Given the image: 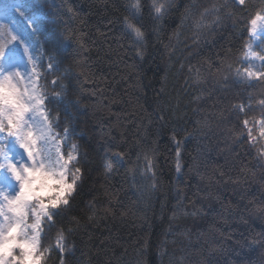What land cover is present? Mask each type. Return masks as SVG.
Masks as SVG:
<instances>
[{
    "label": "trees",
    "instance_id": "trees-1",
    "mask_svg": "<svg viewBox=\"0 0 264 264\" xmlns=\"http://www.w3.org/2000/svg\"><path fill=\"white\" fill-rule=\"evenodd\" d=\"M5 2L14 3V0H0V5ZM124 2L74 0L78 19L71 27L78 28L86 37L93 73L87 79L82 77L85 107L80 126L85 127L87 118L90 134L86 139L101 155L107 145L120 144L121 147L114 150L127 148L134 161L139 151L137 141L144 143L141 136L147 141H156L160 179L154 193L141 197L137 192L138 183L134 186L126 178L124 169L110 181L106 180L99 166V156L93 153V171L77 196L73 212L82 226H58L76 229L71 234L65 232L66 243L73 246L75 253L74 256L65 254L66 264H203L210 247L214 264H258L264 252L261 247L264 219L256 209L264 207V170L253 167L255 149L253 155H248L247 149L229 141L226 129L233 125L220 123L210 115L215 111L211 107L215 99H208L205 92V99L199 104L193 101V97L202 93L193 84L187 69L191 64L202 72L210 68L215 73L218 60L223 59L225 53L229 62L239 67L235 56L239 55L243 42L238 39L237 29L225 21L218 30L208 32L206 39L193 44L191 18L187 26H183L181 17L186 5L195 11L192 5L207 7L209 0H176L159 42L149 47L141 62L130 58L128 41L121 38L115 23ZM47 3L55 5L58 0H47ZM150 39L155 41V37ZM164 45L169 48L165 49ZM133 63L139 66L126 67ZM207 87L211 91L210 83ZM49 91L60 89L50 87ZM249 95L254 106L250 118L258 119L264 88L242 84L239 97L233 102H247ZM198 107L203 109L199 115L194 112ZM161 109L169 114L163 128L155 119V113ZM205 116L209 117L208 127L202 128L195 139L185 141L181 150V171L185 173L192 157L197 155L196 149L199 147L205 153L200 176L186 174L177 182L172 129L176 128V138L181 140L185 135L181 129L193 131L197 128L195 121ZM72 142L84 143L80 137H74ZM259 145L257 143V147ZM139 163L142 165L143 161ZM245 166L250 170L248 174L240 171ZM237 179L239 182L233 183ZM113 195L115 199L109 203ZM181 196L184 200L178 208ZM88 202H94L101 210L99 219L91 222L84 219L82 211L91 214L85 208ZM105 208L111 211L104 213ZM193 211L197 215L192 216ZM58 228L53 229L47 239L41 238V249H48L44 264H59V253L55 250ZM253 238L255 244L251 243ZM238 240L242 243L237 244Z\"/></svg>",
    "mask_w": 264,
    "mask_h": 264
},
{
    "label": "snow or ice",
    "instance_id": "snow-or-ice-1",
    "mask_svg": "<svg viewBox=\"0 0 264 264\" xmlns=\"http://www.w3.org/2000/svg\"><path fill=\"white\" fill-rule=\"evenodd\" d=\"M175 3L176 0H125L121 5L123 11L115 23L121 38L128 41L131 59L138 58L142 62L149 47L159 42L165 20L171 17ZM191 7L195 11L185 6L181 25L187 26L191 18L193 44L206 39L208 32L218 30L225 21L231 22L243 42L239 55L235 56L239 67L229 62L228 53L218 60L215 73L210 68L202 72L191 64L187 66L193 84L202 93L193 97V101L199 104L205 99V92L208 99H215L216 103L211 106L215 111L210 115L220 123L233 125L226 129L229 141L247 149L248 155H253L255 149L253 167L264 170V100L260 101L259 141L253 134L257 120L249 115L254 111L251 95L247 102H233L238 99L242 84L264 88V0H209L207 7L202 4ZM77 19L74 0H58L55 5L48 4L47 0H14V3L0 5V264H44L48 249H41L42 236L47 239L59 225L82 226L73 212L77 196L93 171V153L99 156V166L106 180L110 181L124 169L126 178L134 186L138 183L137 192L141 197L154 193L158 187L160 168L156 141H147L141 136L144 143L137 141L139 151L133 161L127 148L114 150L119 149L120 144L107 145L101 155L86 139L90 134L87 118L85 127L80 126L85 107L82 77L87 79L93 73L86 37L78 28L71 27ZM150 37H155V41ZM257 41L259 51L254 47ZM164 48L168 49L169 45ZM138 66L136 63L126 65L131 69ZM209 83L211 91L207 87ZM50 87L60 91H49ZM201 111L200 107L194 109L197 115ZM155 119L163 128L169 114L161 109L155 113ZM208 123L209 117L205 116L195 121L197 128L193 131L182 128L185 135L181 140L176 138V128L172 129L177 182L186 174L200 176L205 153L198 147L185 173L181 171V150L185 141L195 139ZM156 134L159 136V131ZM74 137H80L84 143H73ZM69 144L71 151L65 152ZM130 164L135 166L129 167ZM240 171L250 172L246 166ZM49 180L55 183L49 184ZM238 182L239 179L233 181ZM44 189L50 191L44 192ZM112 199L115 195L109 203ZM183 200L181 196L178 208ZM85 208L91 213L81 212L86 221L99 219L101 210L94 202H88ZM102 211L108 213L111 209ZM256 212L264 219V207H258ZM75 230L71 226L58 228L55 250L59 253V264H66V253L75 255L65 235ZM251 243L255 244L256 240L253 238ZM261 247L264 248V239ZM207 256L203 264H214L211 247ZM258 264H264V252Z\"/></svg>",
    "mask_w": 264,
    "mask_h": 264
},
{
    "label": "rangeland",
    "instance_id": "rangeland-1",
    "mask_svg": "<svg viewBox=\"0 0 264 264\" xmlns=\"http://www.w3.org/2000/svg\"><path fill=\"white\" fill-rule=\"evenodd\" d=\"M258 45H259V41H257L256 46H254L256 51H259V50H260ZM259 119H260V118L256 119V120H257V124H256L255 127L253 128V134L257 137V141H259V140L261 139V137H260V128H259V123H258ZM259 146H260V145H259ZM14 151H19V149H14ZM68 151H71V145H70V144L65 146V152H68ZM48 183H49V184H54L55 181H54V180H49ZM42 191H44V192H48V191H50V190H49V189H44V190H42ZM30 222H31V221H30Z\"/></svg>",
    "mask_w": 264,
    "mask_h": 264
}]
</instances>
